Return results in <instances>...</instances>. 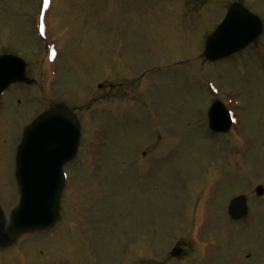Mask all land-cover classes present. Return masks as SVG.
Masks as SVG:
<instances>
[{"label":"rangeland","instance_id":"rangeland-1","mask_svg":"<svg viewBox=\"0 0 264 264\" xmlns=\"http://www.w3.org/2000/svg\"><path fill=\"white\" fill-rule=\"evenodd\" d=\"M231 1L0 0V53L23 56L34 80L14 84L0 110V199L8 213L18 200L11 150L19 128L56 102L76 108L83 122V160L69 168L64 218L52 234L32 235L21 247L30 253L28 264H183L167 253L184 238L209 174L219 185L212 221L221 226H205L215 240L220 234L209 260L224 264L245 245V235L230 233L234 225L223 216L243 193L251 199L245 224L255 241L248 259H240L264 264V198L253 195L264 184V58L248 49L230 60L235 66L201 56L204 33ZM241 1L264 16V0ZM42 4L51 27L44 40L35 27ZM49 39L58 52H46ZM208 82L237 108L233 132L219 138L206 130ZM98 144L101 163L90 150ZM172 205L180 206L181 220L155 229L171 223ZM19 261L8 252L0 258Z\"/></svg>","mask_w":264,"mask_h":264},{"label":"water","instance_id":"water-1","mask_svg":"<svg viewBox=\"0 0 264 264\" xmlns=\"http://www.w3.org/2000/svg\"><path fill=\"white\" fill-rule=\"evenodd\" d=\"M232 9L233 11L229 13L226 21L232 17L241 16V14L254 21V35L252 37L250 35L253 33L251 34L249 26H240L242 29L236 33L237 42L243 41L240 45L243 47L260 33L261 23L257 17L248 13L239 4H234ZM221 30L222 28L211 35L207 47L211 48L220 44L223 45L221 50L230 53L234 43L230 42L231 40L227 39L226 36H222ZM24 69L25 63L22 59L12 55L0 56V94L13 81H29L25 76ZM67 126L75 130L72 137L77 142L79 139L77 119L64 105H59L36 118L27 127V140L20 146L16 172L17 181L21 188V201L13 212L11 225L7 229L4 228V219L0 213V244L11 242L22 229L47 227L56 220L61 187L59 181L49 183L47 181L50 176L56 174L55 164L48 159L51 158L52 153L60 149V146L54 148L48 144V140L43 141V139L50 134L57 139L62 134L65 137L68 136ZM30 144L32 145L30 146ZM26 150L31 152L30 155ZM257 189L262 192L261 187ZM242 203V197H237L232 201L230 209H233L237 216L242 214Z\"/></svg>","mask_w":264,"mask_h":264},{"label":"flooded vegetation","instance_id":"flooded-vegetation-1","mask_svg":"<svg viewBox=\"0 0 264 264\" xmlns=\"http://www.w3.org/2000/svg\"><path fill=\"white\" fill-rule=\"evenodd\" d=\"M182 244V243H181ZM179 246H180V244H178ZM183 245H181L180 247H181V249H182V251H181V253H180V257L181 258H183L184 256H186V254H187V251H185V247H182ZM5 247H0V250H3ZM185 254V255H184Z\"/></svg>","mask_w":264,"mask_h":264},{"label":"snow or ice","instance_id":"snow-or-ice-1","mask_svg":"<svg viewBox=\"0 0 264 264\" xmlns=\"http://www.w3.org/2000/svg\"><path fill=\"white\" fill-rule=\"evenodd\" d=\"M44 2H45V5H47V3H48V0H44Z\"/></svg>","mask_w":264,"mask_h":264}]
</instances>
